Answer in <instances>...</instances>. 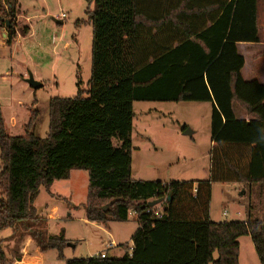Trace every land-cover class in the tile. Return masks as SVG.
I'll return each mask as SVG.
<instances>
[{"label":"trees","instance_id":"16d2710c","mask_svg":"<svg viewBox=\"0 0 264 264\" xmlns=\"http://www.w3.org/2000/svg\"><path fill=\"white\" fill-rule=\"evenodd\" d=\"M87 1L94 4L81 22L93 29L88 91L79 82L77 96L50 100L46 138L36 134L38 111L18 137L7 133L0 113V230L22 228L42 252L56 250L63 259L68 242L47 234L35 202L41 189L50 193L55 182L84 171L86 220L125 224L132 215L138 229L121 258L66 264H239L242 237L264 264V220L250 212L241 222L210 216L213 185L264 193V76L245 80L248 62L238 48L260 43L259 0ZM5 6L16 15V0H0L1 17ZM10 23L9 45L17 38ZM249 59L263 60L264 51ZM170 102L212 104L208 180L132 178L134 104ZM235 106L248 121L237 118ZM0 264H12L1 242Z\"/></svg>","mask_w":264,"mask_h":264},{"label":"rangeland","instance_id":"374dc122","mask_svg":"<svg viewBox=\"0 0 264 264\" xmlns=\"http://www.w3.org/2000/svg\"><path fill=\"white\" fill-rule=\"evenodd\" d=\"M16 1L20 6L15 18L8 19L13 21L17 32V38L11 45L5 43L0 28V42H3L0 43L1 118L7 133L18 137L25 134L32 112L38 111L40 115L36 134L40 138H46L50 100L77 96L79 82L81 90L88 91L93 29L90 24L81 22L88 20L87 11L93 10L94 4L87 0ZM25 27H30L27 35L22 32ZM241 50L248 62L245 80L261 79L264 76V61L252 63L249 59L252 49L242 47ZM30 74L43 87L37 90L30 88L24 82ZM236 109L241 112L238 107ZM134 114V180L170 182L201 181L206 178L211 166V103H135ZM186 130L193 134L184 135ZM2 169L0 161V173ZM88 186V175L84 171L73 172L70 181L56 182L54 193L73 192L76 208L68 207L64 200L50 197L45 189L40 190L36 201V207L42 209V213H39L42 219L40 222L45 225L49 236L64 235L68 242L63 259H59L56 250H48L45 253V264H66V260L70 259L100 257L98 254L102 251L108 254L109 248H105L104 242L111 241L109 236L98 224L86 225L84 221ZM241 187L239 184L213 185L210 208L212 221H246L249 212L252 217L254 213L259 220H264V193L255 189L256 192L249 194L247 187ZM66 200L71 202L69 198ZM55 205L63 210V219L53 220L48 216ZM45 208L47 211L44 212ZM163 209L160 206L158 210L163 212ZM122 227H127L129 233L131 230L135 233L138 224L131 215L130 221ZM123 233L126 236V231ZM118 235L120 236L119 232ZM25 240L28 242H24ZM31 240L36 245V241L22 228L17 231L0 230L2 248L12 264L21 256L19 244L22 246L24 243L21 251L23 255H32ZM120 240L127 241L128 233L126 237H120ZM239 242V264H260L250 238L243 237ZM131 245L132 240H128L123 246L126 249ZM217 258L215 254V260ZM27 263L30 262L23 260V263L16 264Z\"/></svg>","mask_w":264,"mask_h":264},{"label":"crops","instance_id":"0c3cea01","mask_svg":"<svg viewBox=\"0 0 264 264\" xmlns=\"http://www.w3.org/2000/svg\"><path fill=\"white\" fill-rule=\"evenodd\" d=\"M16 3H17V6L19 8L20 5L18 4L17 1H16ZM28 28H29V32H30V27H28ZM258 30H259V38H260V43L259 44H257V45H252V44H247V45L244 44L243 45V44H239L238 45L239 50H241L242 47L244 49L250 47L252 49L251 50V56H250L251 58L255 54H257V53H259L261 51H264V0H259V2H258ZM0 43H3V42H0ZM5 43H7L6 40H5ZM263 61H264V59H263ZM234 111H235V114H236L238 119L246 120V121L249 120V118L246 115L243 116L242 113L236 109V106H235V110ZM211 147H212V145H211ZM210 167L208 168V174H207L206 178H204V180H208L209 177H210ZM71 178H72V175H71ZM71 178L68 181H70ZM55 184H56V182L51 187L50 193H48L49 196L53 197V198H56V199L60 198L61 200L65 201V203L67 204L68 207L76 208L77 206H76L75 202L73 201L74 193L69 191V192H65L64 194H56L53 191L54 190L53 188H54ZM230 185H234V184H230ZM240 186H242L241 187L242 189L246 187L244 185H240ZM248 190H249V194H252L251 193L252 189L248 188ZM243 194H244V192L241 195H243ZM68 198L71 199V202H68L66 200ZM35 207H36V202H35ZM37 210H38V214L42 213V209L41 208L40 209L37 208ZM45 211H47V208L44 209V212ZM63 213H64L63 210L59 206L55 205V206H53L50 209V213H49L48 216L51 219H53V220H55L56 218H57L56 220H59V219H63L64 218L63 217ZM39 216L41 217L40 214H39ZM253 219H259V218H257V216H255L254 213H253ZM84 221H85L86 225L90 224V222H88L86 219ZM126 224L127 223L121 224V223L111 222V223H109L107 225H104V226L102 224H98L97 225L104 233H106L109 236V239H111V241H109L108 243L104 242L105 248H109L108 249L109 250L108 254L106 252L102 251L98 255H101L102 253H106L108 256L110 255V257L121 258L123 256V254H124L123 245L127 244L128 240L131 241V238H132V236L134 234V230L133 231L131 230V232L129 233V231L126 229L127 227H122V225H126ZM123 231H126V236H127V233H128V240L127 241L124 240L126 242L120 240V237L121 238L122 237L123 238L126 237V236H124ZM118 232H119L120 236L118 235ZM27 240H25L24 242H28ZM19 242L21 243V241H19ZM30 242H32V246H33L32 247L33 248L32 249V255H23V253H21V251H22V247H23L24 243L22 244V246L19 244V248H20L19 253L21 254V256H20V258L14 260L13 264H16L17 262L23 263V260L27 261V262H30V263H27V264H45V261H46L45 253L46 252H42L41 249L39 247H37L32 240ZM120 250H123V253H120ZM7 258L10 259V257L8 255H7ZM24 263H26V262H24ZM239 263H240V256H239Z\"/></svg>","mask_w":264,"mask_h":264},{"label":"water","instance_id":"95a60500","mask_svg":"<svg viewBox=\"0 0 264 264\" xmlns=\"http://www.w3.org/2000/svg\"><path fill=\"white\" fill-rule=\"evenodd\" d=\"M5 17H6V15H3L2 17L0 16V21H3L4 19H5ZM15 18V15L14 16H12L11 17V20L12 19H14ZM7 23H6V25H5V28L4 27H0L1 28V31H2V36H3V38L7 41V39H8V31L11 29V21H9V20H7L6 21ZM60 24H63L62 22H59ZM13 32L16 34L17 32H16V29L14 28L13 29ZM24 82L30 87V88H32V89H34V90H37V89H39V88H41V87H43V84L42 83H39V82H37V81H35V79H34V77L30 74L29 75V77L28 78H26L25 80H24ZM193 133L190 131V130H186L185 132H184V135H189V136H191ZM164 200H158V201H154V202H151L150 204H149V206L150 207H153V206H156V205H158V204H160V203H162ZM68 246H70V245H68Z\"/></svg>","mask_w":264,"mask_h":264},{"label":"flooded vegetation","instance_id":"af4514ba","mask_svg":"<svg viewBox=\"0 0 264 264\" xmlns=\"http://www.w3.org/2000/svg\"><path fill=\"white\" fill-rule=\"evenodd\" d=\"M5 9L3 10V12H2V15H6V17H5V19H4V21H2V23L4 24V25H6V21L8 20V19H11V15L12 14H7V7L5 6L4 7ZM6 13V14H5Z\"/></svg>","mask_w":264,"mask_h":264},{"label":"built area","instance_id":"2783aa9c","mask_svg":"<svg viewBox=\"0 0 264 264\" xmlns=\"http://www.w3.org/2000/svg\"><path fill=\"white\" fill-rule=\"evenodd\" d=\"M63 19L65 18V16L63 15V17H62ZM100 257L101 258H105L106 257V253H102L101 255H100Z\"/></svg>","mask_w":264,"mask_h":264}]
</instances>
